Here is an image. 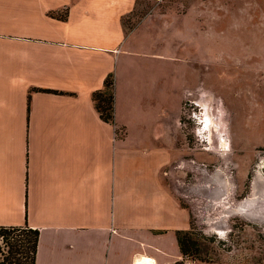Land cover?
Returning <instances> with one entry per match:
<instances>
[{
  "label": "crops",
  "instance_id": "0c3cea01",
  "mask_svg": "<svg viewBox=\"0 0 264 264\" xmlns=\"http://www.w3.org/2000/svg\"><path fill=\"white\" fill-rule=\"evenodd\" d=\"M137 1L0 0V227L38 231L34 264L181 262L183 61L126 31Z\"/></svg>",
  "mask_w": 264,
  "mask_h": 264
},
{
  "label": "rangeland",
  "instance_id": "374dc122",
  "mask_svg": "<svg viewBox=\"0 0 264 264\" xmlns=\"http://www.w3.org/2000/svg\"><path fill=\"white\" fill-rule=\"evenodd\" d=\"M144 21L134 38L183 61L182 135L167 180L207 250L208 262L193 264H264V0H138L124 28Z\"/></svg>",
  "mask_w": 264,
  "mask_h": 264
},
{
  "label": "trees",
  "instance_id": "16d2710c",
  "mask_svg": "<svg viewBox=\"0 0 264 264\" xmlns=\"http://www.w3.org/2000/svg\"><path fill=\"white\" fill-rule=\"evenodd\" d=\"M92 102L98 113L99 118L110 125L114 124V78L108 75L103 83L101 90L92 93ZM16 237H22L27 245L28 264H34V257L37 247L38 231L25 227H0V264H19L18 256L20 247H24L23 243L16 240ZM177 243L182 257H187L191 262L206 263L207 250L204 246L192 237L190 228L186 231L176 233ZM1 244H5L7 250L5 253L1 251ZM176 264H183L178 262Z\"/></svg>",
  "mask_w": 264,
  "mask_h": 264
},
{
  "label": "built area",
  "instance_id": "2783aa9c",
  "mask_svg": "<svg viewBox=\"0 0 264 264\" xmlns=\"http://www.w3.org/2000/svg\"><path fill=\"white\" fill-rule=\"evenodd\" d=\"M181 261L183 264H193V262H191L187 257H182Z\"/></svg>",
  "mask_w": 264,
  "mask_h": 264
},
{
  "label": "bare ground",
  "instance_id": "6f19581e",
  "mask_svg": "<svg viewBox=\"0 0 264 264\" xmlns=\"http://www.w3.org/2000/svg\"><path fill=\"white\" fill-rule=\"evenodd\" d=\"M225 144H226V142L225 143H223V145L225 146ZM226 147V146H225Z\"/></svg>",
  "mask_w": 264,
  "mask_h": 264
}]
</instances>
